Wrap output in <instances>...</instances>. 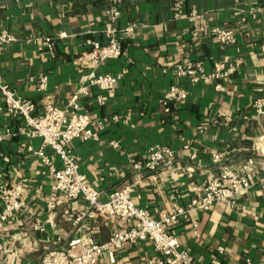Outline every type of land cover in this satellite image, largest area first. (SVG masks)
<instances>
[{
    "label": "crops",
    "instance_id": "0c3cea01",
    "mask_svg": "<svg viewBox=\"0 0 264 264\" xmlns=\"http://www.w3.org/2000/svg\"><path fill=\"white\" fill-rule=\"evenodd\" d=\"M178 3L188 18L176 17ZM112 7L121 12L115 28L124 52L98 72L122 78L111 91L95 88L82 99V110L96 116L103 129L91 127L98 139L75 141L72 148L80 173L103 200L131 187L134 204L158 219L175 206L189 208L197 199L194 186L202 184L206 171L218 168L212 155H224L231 169L264 158V21L261 14L255 19L250 14L264 10V0H0V34L16 39L0 45L3 83L39 107L65 106L95 68L85 55L94 41L107 42L106 13ZM193 12L195 18L190 17ZM217 25L235 32L234 45L223 47L213 38L211 29ZM131 26L132 35L125 34ZM38 38H51L53 52L43 49ZM186 61L202 63L208 74L216 63L233 72L227 82L187 86L188 100L171 104L166 114L161 100L173 86L186 84L174 76L175 66ZM43 76L47 85L40 92ZM219 84L223 92L216 89ZM258 102L263 114L257 112ZM23 126L0 114V132L10 128L17 134L0 144V184H21L28 208L0 230V264H40L47 249L68 250L74 239L107 242L118 221L100 216L91 220L86 203L68 202L48 211L53 180L34 154L42 141L18 134ZM156 145L174 150V160L156 172L136 171L134 164L143 162ZM185 146L190 150L184 151ZM44 153L62 167L51 148ZM192 155L197 159H190ZM78 217L82 220L74 226ZM192 222L198 224L196 233ZM170 231L197 264H244L247 258L264 264V189H252L234 210L222 204L208 212L193 210L190 221L180 219ZM117 255L119 264H147L156 253L152 244L141 241Z\"/></svg>",
    "mask_w": 264,
    "mask_h": 264
},
{
    "label": "built area",
    "instance_id": "2783aa9c",
    "mask_svg": "<svg viewBox=\"0 0 264 264\" xmlns=\"http://www.w3.org/2000/svg\"><path fill=\"white\" fill-rule=\"evenodd\" d=\"M176 7L178 8L177 18H188L182 11V3H178ZM250 14L254 19L261 14L264 21L263 9H252ZM106 15L109 21L107 42L92 43V49L85 58L91 61L95 68L88 76L82 78L80 86L72 93L65 106L58 107L53 103H47L39 107L34 102L20 98L14 90L3 83L0 73V114L8 115L23 123L24 126L19 129L18 134H26L31 139L42 141V149L34 154L48 166L53 180L54 196L47 204L48 211L53 212L64 203L84 202L87 204L88 217L91 220L100 216L106 220L116 219L119 224L107 242L99 244L91 237L74 239L69 243L68 250L55 247L47 249L40 264H119L117 254L126 246L141 241L152 244L156 253L155 257L147 260V264H197L170 229L177 225L180 219L190 221L193 210L200 209L208 212L216 204H222L226 209L234 210L242 196L257 186L264 189V158L259 161L249 159L239 169H231L224 164V155H212L211 162L218 168L206 171L202 184L194 186L197 199L189 208L175 206L171 213L161 214L158 219L153 218L148 210L138 208L134 204L132 200L134 190L131 187L115 190L107 200H103L101 193L94 189L86 177L80 173L79 158L74 153L72 145L75 141L84 143L97 140L98 135L91 132V127L103 129V123L96 116L82 110V99L88 97L90 91L95 88L101 92L111 91L122 78L121 75L114 76L98 72L105 62L121 57L124 52L116 39L115 28L121 12L118 8L112 7ZM196 16L195 12L190 15L191 18ZM133 32L134 26L125 30L127 35H132ZM211 34L223 47L236 43L233 30L217 25L212 27ZM37 41L41 42L43 49L53 52L54 41L51 38H38ZM13 43H16L14 36L7 33L0 34V45ZM213 71L210 74L206 73L200 62L186 61L176 65L174 76L180 81H186V84L175 85L165 94L161 100L164 112L170 114L171 104L183 105L188 100L190 86L209 85L213 80L227 82L233 72L232 68L227 69L223 63H216ZM38 82L39 91H45L47 77H41ZM216 89L223 92L225 88L219 84ZM100 101L105 102V98L102 97ZM262 105L261 102L257 104L259 114H263ZM221 116L229 120L225 115L221 114ZM16 135L10 128H5L0 132V144ZM45 147L51 148L59 157L62 163L61 168L56 167L45 155ZM183 150L190 149L185 146ZM147 154L143 162L134 164L136 171L156 172L162 165L170 163L176 157L174 150L159 145L151 147ZM190 159L196 160L197 156L192 155ZM189 171L193 173V168ZM24 193L25 190L21 184L16 187L0 184L2 206L0 230L10 220L28 211ZM81 220L82 217L73 220L74 226H77ZM50 224L53 225V222ZM192 227L196 233L198 224L194 222ZM40 232H44V228H41ZM105 259H107L106 263ZM244 264H253V262L247 258Z\"/></svg>",
    "mask_w": 264,
    "mask_h": 264
}]
</instances>
